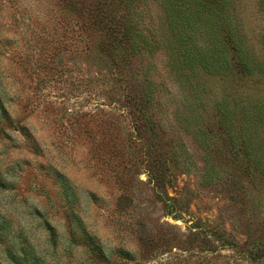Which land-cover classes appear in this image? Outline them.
I'll return each instance as SVG.
<instances>
[{
	"label": "rangeland",
	"instance_id": "374dc122",
	"mask_svg": "<svg viewBox=\"0 0 264 264\" xmlns=\"http://www.w3.org/2000/svg\"><path fill=\"white\" fill-rule=\"evenodd\" d=\"M148 1L152 14L139 9L133 22L145 33L165 24ZM236 2L263 61L264 15L257 0ZM104 7L0 0V264H264V148L258 166L232 161L235 182L220 176L224 166L207 176L189 124L197 103L164 53L147 73L164 89L151 107L160 128L149 131L129 108L149 59L106 58ZM199 83L209 134L220 131L216 99L235 92L264 103L262 74ZM210 148L224 165L223 147ZM159 153L167 163L154 161Z\"/></svg>",
	"mask_w": 264,
	"mask_h": 264
},
{
	"label": "trees",
	"instance_id": "16d2710c",
	"mask_svg": "<svg viewBox=\"0 0 264 264\" xmlns=\"http://www.w3.org/2000/svg\"><path fill=\"white\" fill-rule=\"evenodd\" d=\"M102 1L105 7L104 11H100V22L104 25L101 29L105 36L111 38L109 45L103 49L107 53L106 58L117 66L122 63L130 65V60L138 56L149 59L145 62V67L138 69L141 73L144 72V87L137 94L135 102H129V108L138 109V115L146 128L154 132L160 128L156 112L151 107L154 106L155 98L160 96L163 86L147 73L155 68L156 54L164 53L167 54L169 74L189 89L197 103L193 114L190 111L192 121L189 124L196 125L192 134L204 152L207 176L212 178L217 174V178L223 176L235 182V170L231 171L232 161L239 163L247 159L249 166L260 165L259 154L263 153L260 150L264 148V139L260 135L264 128V103L239 97L235 92L216 99V125L217 130L220 129L217 134L221 142L218 136L208 133L205 127L207 124L202 120L205 116L206 120L208 116L203 100L205 89L199 83L203 77L226 78L235 75L243 79L255 74H262L264 77V60H257L252 54L248 48V38L240 27L238 0H155L161 9L159 17H162L165 24L156 21L162 25L160 28L154 22L148 33L139 31L138 24L133 23L139 9L142 15L143 11L147 16L152 14L148 0ZM257 2L259 11L264 15V0ZM262 39L264 42V35ZM106 42L105 38L100 45ZM157 136L158 134H152L153 138ZM213 142H218L225 150L224 165H218L220 158L215 160L212 155L210 144ZM166 154L159 153L158 161H154L167 163ZM223 166L229 168L226 173L220 171Z\"/></svg>",
	"mask_w": 264,
	"mask_h": 264
}]
</instances>
